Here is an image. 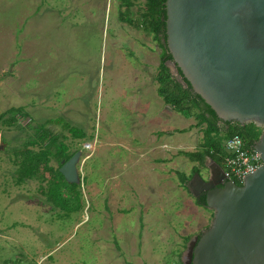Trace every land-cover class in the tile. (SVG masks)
<instances>
[{
  "label": "rangeland",
  "instance_id": "obj_1",
  "mask_svg": "<svg viewBox=\"0 0 264 264\" xmlns=\"http://www.w3.org/2000/svg\"><path fill=\"white\" fill-rule=\"evenodd\" d=\"M120 1L0 0V113L22 107L32 119L16 116L23 129L0 124V264H180L186 237L210 224L212 211L179 178L195 166L207 176L179 154L200 149L204 124L167 111L157 93L161 50L119 21ZM50 119L86 134L74 138ZM39 125L81 151L80 184L57 208L38 180L16 183L12 149Z\"/></svg>",
  "mask_w": 264,
  "mask_h": 264
},
{
  "label": "water",
  "instance_id": "obj_2",
  "mask_svg": "<svg viewBox=\"0 0 264 264\" xmlns=\"http://www.w3.org/2000/svg\"><path fill=\"white\" fill-rule=\"evenodd\" d=\"M171 64L224 122L254 123L262 165L241 185L212 159L193 174L192 196H205L209 226L187 248L186 264H264V0H166ZM178 72V71H177ZM76 151L59 168L79 184Z\"/></svg>",
  "mask_w": 264,
  "mask_h": 264
},
{
  "label": "trees",
  "instance_id": "obj_3",
  "mask_svg": "<svg viewBox=\"0 0 264 264\" xmlns=\"http://www.w3.org/2000/svg\"><path fill=\"white\" fill-rule=\"evenodd\" d=\"M165 1L144 0L142 6H137L138 15L133 17V7L136 4V0H121L120 4L124 9L119 11L118 19L138 29H143L146 33L152 35L153 40L157 42L161 53L156 79L158 81V93L165 103L187 117H194L197 120L195 126L204 124L202 141L198 145L200 149L195 151H180L179 154L186 156L190 161L197 162L203 167L207 159H212L224 167V159L227 156L224 148L225 139L233 134H240L249 145H254L262 129L254 123L241 125L237 122H226L229 125L221 129L218 125L221 119L193 91L191 85L182 76L179 69L177 71L182 82L173 77L167 65L168 62L172 61V57L166 45ZM17 115L29 118L27 112L22 107H12L0 113V124L23 129V127L17 125ZM29 119L31 121V118ZM48 124L60 125L68 129L74 138H83L85 135L83 131L73 129L69 124L63 122L62 119H50L46 122V125ZM46 125L34 127V135L23 143L25 146L12 149L15 156L14 161L17 164L16 183H23L25 180H38L40 182V191L45 196L47 202L57 208L61 205V196L65 190L67 191V186L70 187H68V191L73 193L80 184L68 183L59 171L62 161H67L77 150H71L70 146L63 140V138L66 139L65 136L53 133ZM186 130L182 129L181 132H185ZM30 146H33V148ZM52 160L57 161V168L50 166ZM196 172H200V169L195 166L189 176L179 173L181 183L188 191V183ZM47 173H49L50 179L46 180V186H43L41 181L46 179ZM79 175L81 174L79 173ZM236 184L241 185L238 182ZM56 200H59V205H55ZM195 201L197 205L207 208L204 195L195 198ZM197 235L199 236L200 232ZM186 240L188 241L189 238H186Z\"/></svg>",
  "mask_w": 264,
  "mask_h": 264
},
{
  "label": "built area",
  "instance_id": "obj_4",
  "mask_svg": "<svg viewBox=\"0 0 264 264\" xmlns=\"http://www.w3.org/2000/svg\"><path fill=\"white\" fill-rule=\"evenodd\" d=\"M224 148L227 153L223 167L225 177L234 182L242 184L245 175L254 172L262 165V158L249 145L240 134H233L224 141Z\"/></svg>",
  "mask_w": 264,
  "mask_h": 264
},
{
  "label": "crops",
  "instance_id": "obj_5",
  "mask_svg": "<svg viewBox=\"0 0 264 264\" xmlns=\"http://www.w3.org/2000/svg\"><path fill=\"white\" fill-rule=\"evenodd\" d=\"M130 26H131V25H130ZM131 27H133V28H135V29H138V28H136V27H134V26H131ZM147 34H148V33H147ZM149 35H150V34H149ZM151 37H152V35H151ZM152 39H153V37H152ZM155 42H156V41H155ZM156 45H157V42H156ZM157 46H158V45H157ZM167 65H168V64H167ZM168 67H169V66H168ZM158 69H159V64H158ZM169 69H170V68H169ZM157 74H158V73H157ZM156 76H157V75H156ZM156 82H157V84H158L157 79H156ZM157 93H158V85H157ZM158 94H159V93H158ZM161 98H162V97H161ZM162 100L164 101L163 98H162ZM164 103H165V101H164ZM165 105L167 106V111H168V112L170 111L171 114H172V113H173V110H175V109H174L172 106L169 105L173 110L170 109V108L168 107V104H167V103H165ZM31 120H32V119H31ZM83 132H84V134H86L85 131H83ZM84 136H85V135H84ZM86 147H87V146H86ZM153 147H154V146H151V147L148 148V147L145 146L144 149H143V152L140 153V156H141L142 158H146L145 155H146L147 153H149V152H151L152 150H154V149L157 148L156 145H155L154 148H153ZM77 151H78V150H77ZM156 159H158V158H156ZM206 162H208V159H207ZM205 164H206V163H205ZM204 167H205V166H204ZM78 168H79V166H78ZM187 176H189V175H187ZM182 186H183V185H182L181 180H180V187L182 188ZM207 209H208V208H207ZM212 215H213V214H212ZM186 238H189V236H187ZM189 239H190V238H189ZM185 245H186V244H185ZM185 247H186V246H185ZM183 249H184V247H183ZM183 249H182V250H183ZM181 253H182V252H181ZM181 253H180V254H181ZM180 254H179V255H180ZM179 260H180V259L178 258V261H179Z\"/></svg>",
  "mask_w": 264,
  "mask_h": 264
},
{
  "label": "flooded vegetation",
  "instance_id": "obj_6",
  "mask_svg": "<svg viewBox=\"0 0 264 264\" xmlns=\"http://www.w3.org/2000/svg\"><path fill=\"white\" fill-rule=\"evenodd\" d=\"M218 125H219V127L221 128V129H224V128H226L228 125H229V123H226V122H224V121H222V120H220L219 122H218ZM206 169V168H205ZM208 174V173H207ZM201 175L205 178V177H207V176H205V175H203L202 173H201ZM203 196V194H200V197H202ZM207 228V227H206ZM202 231H200V233H201ZM200 236V235H199ZM198 237V235H195L194 237H192V238H190L187 242H186V247H185V259H184V255H183V257H182V260L180 261V264H186V260H187V248H188V245H189V243L191 242V241H195V238H197Z\"/></svg>",
  "mask_w": 264,
  "mask_h": 264
}]
</instances>
